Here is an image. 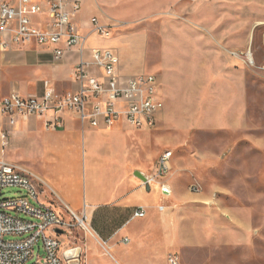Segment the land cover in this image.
Wrapping results in <instances>:
<instances>
[{"label": "crops", "instance_id": "1", "mask_svg": "<svg viewBox=\"0 0 264 264\" xmlns=\"http://www.w3.org/2000/svg\"><path fill=\"white\" fill-rule=\"evenodd\" d=\"M88 3L89 0H85L79 17V24L86 35V50L82 56L77 52L69 53L63 60L56 62L50 50L37 47H13L3 51L0 40L1 141L3 132L9 129L1 113L3 99L13 91L22 96H42L46 90V82L60 92L77 90V83L73 81L75 68L81 57L91 58L93 49L114 50L121 58V71L126 76L145 72L143 65L148 56L150 40L145 42L138 34H116L110 38L93 34L90 20L97 16H83ZM99 20L106 23L101 17ZM184 32L188 37L171 35L167 40L171 42L164 41L162 45L159 62L163 71L156 76L162 98L170 107L160 115L161 126L158 133L173 128H169L171 100L175 98L177 90L190 92L191 99L188 100V108L186 107L188 111L185 112L194 114L195 119L189 120L188 125L183 123L179 129L195 125L197 129L203 130L236 131L245 128L249 124L250 81L241 65L242 60L231 56L215 42L207 40L206 43L202 33ZM170 47L178 50V56L173 60L168 51ZM164 50L167 53L164 54ZM181 71H186L187 78L178 76ZM63 120L64 129L55 132L46 130L41 120H20L12 129L10 138V141L17 138L23 143L25 151L22 149L20 153L26 152L32 159H39L42 154L44 159L49 160L45 175L27 167H19L45 183L43 195L48 199L47 202L58 211H63L68 206L77 215L88 213L97 237H86L93 239L97 248L115 261L113 252L125 264H153L154 256L165 245L167 253L164 257L168 258L175 253L171 252L169 211L185 199L181 193L185 182L181 174L188 169L186 161L189 159L183 157L174 161L173 157L170 176L160 181L170 191L169 195L163 196L159 187L143 186V180L138 175H153L157 164L144 165L138 156L131 161L135 166L132 168L127 159L130 157L123 159L108 155L105 149L103 152L101 147L96 146L99 137L105 134L141 130H134L125 123L109 129H93L70 113L63 114ZM161 206L164 207L163 211L159 210ZM138 208L145 209L147 215L144 219L133 218ZM155 233L161 236L155 238ZM68 243L65 241L66 245ZM84 243L87 251L90 245L87 240Z\"/></svg>", "mask_w": 264, "mask_h": 264}, {"label": "rangeland", "instance_id": "2", "mask_svg": "<svg viewBox=\"0 0 264 264\" xmlns=\"http://www.w3.org/2000/svg\"><path fill=\"white\" fill-rule=\"evenodd\" d=\"M87 6L83 16L96 15L106 23L120 25L114 35L138 34L145 42L150 40L143 65L147 74L162 73L159 60L163 42L171 35L188 37L184 30L204 34L206 43H217L231 56L251 52L255 66L241 64L250 81L249 124L245 128L203 130L195 125L179 129L183 123L188 125L194 114L185 112L190 92L177 90L171 100L169 128H173L159 134L158 122L157 129L105 134L96 146L108 155L130 157L127 159L132 168L133 158L139 156L144 165H156L166 151L174 152V161L189 159L188 169L181 174L185 199L169 211L171 252L179 254L185 264H264V0H199L195 4L177 0H89ZM168 51L172 60L178 56L176 47ZM178 76L187 78L186 71ZM163 101L168 109L170 105ZM21 150L25 148L17 138L7 146L0 138V163L45 175L49 160L42 154L39 159L29 158ZM4 193L13 198L19 190ZM42 197L48 201L45 195ZM77 235L90 245L82 264H125L114 252L116 261L97 248L84 232ZM159 236L155 233V238ZM160 251L153 264H168L164 257L167 246Z\"/></svg>", "mask_w": 264, "mask_h": 264}, {"label": "built area", "instance_id": "3", "mask_svg": "<svg viewBox=\"0 0 264 264\" xmlns=\"http://www.w3.org/2000/svg\"><path fill=\"white\" fill-rule=\"evenodd\" d=\"M194 4L198 0H177ZM85 0H0L1 49L37 47L50 50L60 62L69 53H85L86 35L79 24ZM91 32L110 38L120 25L90 20ZM250 68L255 66L251 52L232 53ZM77 90L60 92L46 82L42 96H22L13 91L1 105L9 129L2 143L9 145L12 129L20 120L32 118L44 122L48 131L64 129L63 114L70 113L93 129H109L125 123L134 130L155 129L165 104L155 74L126 76L121 58L112 49H93L91 58L81 57L75 68ZM173 151L159 158L156 172L144 176L143 186L159 187L163 196L170 194L160 183L172 172ZM45 183L36 175L16 165L0 163V264H82L86 244L77 233L96 238L90 215H77L68 206L58 211L42 196ZM8 189H18L17 197L5 196ZM160 211L164 207H159ZM144 208L135 210L134 219H144ZM68 241V245L65 244ZM128 240H125L127 242ZM41 253H43L41 255ZM168 264H184L172 253Z\"/></svg>", "mask_w": 264, "mask_h": 264}, {"label": "water", "instance_id": "4", "mask_svg": "<svg viewBox=\"0 0 264 264\" xmlns=\"http://www.w3.org/2000/svg\"><path fill=\"white\" fill-rule=\"evenodd\" d=\"M138 175L142 178L143 181H145V177L143 176V174L139 173Z\"/></svg>", "mask_w": 264, "mask_h": 264}]
</instances>
